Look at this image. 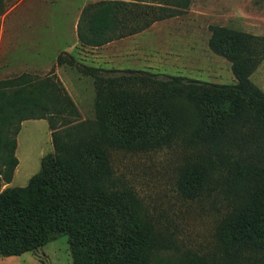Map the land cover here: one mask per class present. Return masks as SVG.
I'll return each instance as SVG.
<instances>
[{"label":"trees","instance_id":"trees-1","mask_svg":"<svg viewBox=\"0 0 264 264\" xmlns=\"http://www.w3.org/2000/svg\"><path fill=\"white\" fill-rule=\"evenodd\" d=\"M10 0H0V17ZM193 0H105L77 23L82 46L101 47L175 17ZM210 50L231 64L235 83L78 65L93 80L90 125L57 131L76 115L55 75L0 81V256L16 257L66 236L72 264H159L162 233L129 192L115 190L112 155L190 149L179 185L199 196L215 184L233 194L217 235L233 257L264 264V92L250 80L264 60V36L213 26ZM58 66H75L59 55ZM77 66V65H76ZM47 120L54 152L23 187L10 184L21 123ZM185 264H205L194 257Z\"/></svg>","mask_w":264,"mask_h":264},{"label":"rangeland","instance_id":"rangeland-1","mask_svg":"<svg viewBox=\"0 0 264 264\" xmlns=\"http://www.w3.org/2000/svg\"><path fill=\"white\" fill-rule=\"evenodd\" d=\"M105 0H10L0 17V81L23 74L42 79L55 75L77 110L56 116L57 131L90 125L95 119L93 80L78 65L120 71L180 76L219 85L235 83L231 64L214 54L208 41L213 26L264 36V0H193L175 17L152 24L143 32L101 47L82 46L77 23L82 9ZM59 55L75 66H58ZM264 92V60L250 77ZM18 165L9 187H25L40 169L44 156L54 152L47 120L21 123L17 135ZM190 157L188 147L175 145L150 153L112 155L115 190L131 193L162 233L159 264H185L200 257L205 264H253L233 257L217 229L232 208L233 194L219 183L194 198L180 189L181 170ZM0 264H72L66 236Z\"/></svg>","mask_w":264,"mask_h":264}]
</instances>
